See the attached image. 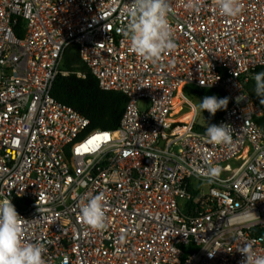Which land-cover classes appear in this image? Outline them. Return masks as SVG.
<instances>
[{
	"label": "built area",
	"instance_id": "obj_1",
	"mask_svg": "<svg viewBox=\"0 0 264 264\" xmlns=\"http://www.w3.org/2000/svg\"><path fill=\"white\" fill-rule=\"evenodd\" d=\"M131 2L0 0V202L46 264H240L245 243L264 255L263 111L244 91L264 67V0H241L236 17L170 0L176 47L155 65L121 31ZM71 46L102 91L125 96L115 130L89 131L53 99ZM186 87L228 97L215 125L231 126L230 144L195 130ZM209 164L221 169L211 181ZM99 194L97 231L80 207Z\"/></svg>",
	"mask_w": 264,
	"mask_h": 264
},
{
	"label": "clouds",
	"instance_id": "obj_2",
	"mask_svg": "<svg viewBox=\"0 0 264 264\" xmlns=\"http://www.w3.org/2000/svg\"><path fill=\"white\" fill-rule=\"evenodd\" d=\"M219 13L223 16L236 17L243 11L241 0H213ZM189 9L199 11L200 0H188ZM172 11L170 0H132L129 8L130 20L121 29L129 40L133 53L145 62L157 64L163 53L174 50V28L168 16ZM254 93L264 104V71L254 74ZM191 103V102H190ZM228 99H218L216 96H205L197 105L200 114L204 111L215 115L220 109H225ZM205 135L209 143L221 145L232 142L230 125H207ZM221 169L209 164L203 173L210 181L219 177ZM105 197L99 194L82 203L80 217L90 228L100 231L107 226L105 216ZM21 217L11 200L0 202V264H46L42 244L26 242L22 239ZM238 251L244 259L240 264H264V255H257L251 243H245Z\"/></svg>",
	"mask_w": 264,
	"mask_h": 264
},
{
	"label": "trees",
	"instance_id": "obj_3",
	"mask_svg": "<svg viewBox=\"0 0 264 264\" xmlns=\"http://www.w3.org/2000/svg\"><path fill=\"white\" fill-rule=\"evenodd\" d=\"M60 73L57 75L51 95L56 101L63 103L74 111L85 117L89 122V131H113L121 120L126 98L116 92H105L98 87L96 79L92 76L88 68L81 62L76 46L69 47L62 58ZM264 67L256 71L262 72ZM77 73L84 75L78 78ZM255 81L250 79L244 85V91L261 108L263 117L257 123L264 131V104L254 93ZM184 93L190 98L202 101L205 96H216L218 99L228 97L219 90H206L201 88L186 87ZM220 109L215 115L207 111L202 112L204 118L203 126H195V130L205 133L207 125H215L223 112L228 108ZM200 113V111H199Z\"/></svg>",
	"mask_w": 264,
	"mask_h": 264
},
{
	"label": "water",
	"instance_id": "obj_4",
	"mask_svg": "<svg viewBox=\"0 0 264 264\" xmlns=\"http://www.w3.org/2000/svg\"><path fill=\"white\" fill-rule=\"evenodd\" d=\"M197 125L203 126L204 125V118L203 115L199 113L198 119H197Z\"/></svg>",
	"mask_w": 264,
	"mask_h": 264
},
{
	"label": "rangeland",
	"instance_id": "obj_5",
	"mask_svg": "<svg viewBox=\"0 0 264 264\" xmlns=\"http://www.w3.org/2000/svg\"><path fill=\"white\" fill-rule=\"evenodd\" d=\"M194 100V99H193ZM195 101V100H194ZM196 102V104L198 105V103H197V101H195Z\"/></svg>",
	"mask_w": 264,
	"mask_h": 264
},
{
	"label": "snow or ice",
	"instance_id": "obj_6",
	"mask_svg": "<svg viewBox=\"0 0 264 264\" xmlns=\"http://www.w3.org/2000/svg\"><path fill=\"white\" fill-rule=\"evenodd\" d=\"M96 139H99L98 137Z\"/></svg>",
	"mask_w": 264,
	"mask_h": 264
}]
</instances>
